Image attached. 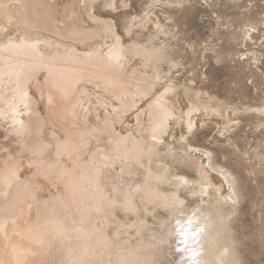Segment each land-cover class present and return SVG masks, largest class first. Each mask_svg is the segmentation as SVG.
<instances>
[{"label": "bare ground", "instance_id": "bare-ground-1", "mask_svg": "<svg viewBox=\"0 0 264 264\" xmlns=\"http://www.w3.org/2000/svg\"><path fill=\"white\" fill-rule=\"evenodd\" d=\"M100 1L116 9V0H0V124L10 123L20 145L0 158V264L234 263L230 245L220 246L228 208L239 202L232 174L211 158L200 163L210 154L200 146L176 154L172 144L164 153L173 162L163 159L172 119L188 116L193 128L200 104L185 92L170 98L171 83L152 95L156 81H130L124 35L96 13ZM90 85L101 89L96 101ZM149 96L136 131H115L107 111L93 116L98 104L125 115ZM179 163L196 166L198 177L177 171ZM201 193L207 199L191 207ZM142 205L167 216L151 223Z\"/></svg>", "mask_w": 264, "mask_h": 264}, {"label": "rangeland", "instance_id": "rangeland-1", "mask_svg": "<svg viewBox=\"0 0 264 264\" xmlns=\"http://www.w3.org/2000/svg\"><path fill=\"white\" fill-rule=\"evenodd\" d=\"M95 10L99 16L117 21L130 52L125 71L132 83L133 77L156 81L152 95L171 83L175 91L170 98L185 92L200 104L190 115L196 124L193 128L187 125L188 116L181 121L172 119L162 145L163 159L173 162L164 153L172 144L178 148L176 154L193 153L191 146L210 151L202 155L200 163L212 159L218 170L229 171L239 194V202L228 208L226 242L220 246L230 245L234 256L230 264H264V0H116L114 10H106L101 1L95 3ZM97 43L105 49L112 38ZM89 88V96L96 101L101 89ZM113 95L107 97L118 105ZM151 97L138 99V106L122 116H116L111 106L99 104L92 115L98 113L104 119L107 111L114 114L115 131H136L138 113L144 109L148 114ZM41 109L48 114L45 101ZM4 122L0 124V158L6 156V148L13 153L20 149L10 133V123ZM176 167L198 177L196 166L179 163ZM120 169L116 165L112 171ZM138 178H144L143 171ZM48 194L49 190L42 193ZM204 197L207 199L201 193L189 202L191 207ZM154 208L142 205L138 214L158 224L167 214ZM120 216L126 218L123 212ZM136 216L132 213L129 218L135 220ZM116 229V223L112 224L110 234L119 240Z\"/></svg>", "mask_w": 264, "mask_h": 264}, {"label": "snow or ice", "instance_id": "snow-or-ice-1", "mask_svg": "<svg viewBox=\"0 0 264 264\" xmlns=\"http://www.w3.org/2000/svg\"><path fill=\"white\" fill-rule=\"evenodd\" d=\"M188 223H189V224H191V223H192V221H191V220H189V221H188ZM193 235H195V233H193ZM193 255H195V253H193Z\"/></svg>", "mask_w": 264, "mask_h": 264}]
</instances>
